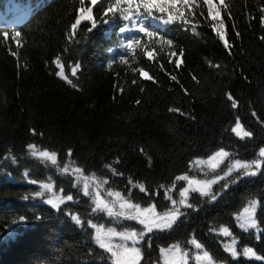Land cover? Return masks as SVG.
Instances as JSON below:
<instances>
[{
	"label": "trees",
	"instance_id": "obj_1",
	"mask_svg": "<svg viewBox=\"0 0 264 264\" xmlns=\"http://www.w3.org/2000/svg\"><path fill=\"white\" fill-rule=\"evenodd\" d=\"M213 5L215 12L193 0L149 14L140 0H0V264H112L91 225L138 233L143 226L92 212L93 195L78 181L85 177L91 187L157 209L171 205L165 192L175 184L170 195L184 214L140 239L139 264H162L168 243L187 253V264H198L203 251L224 264H264V168L215 201L192 192V207L178 203L187 181L177 176L212 179L264 147V0ZM89 9L95 24L81 20L73 29ZM178 11L183 19L166 23ZM237 121L251 136L232 131ZM30 144L56 152V164L33 156ZM220 148L230 154L220 168L196 163ZM42 183L52 192L37 197ZM53 192L74 199L53 208L46 203ZM253 199L257 227L245 231L235 213ZM233 239L236 257L225 250ZM245 247L256 255L244 256Z\"/></svg>",
	"mask_w": 264,
	"mask_h": 264
},
{
	"label": "snow or ice",
	"instance_id": "obj_2",
	"mask_svg": "<svg viewBox=\"0 0 264 264\" xmlns=\"http://www.w3.org/2000/svg\"><path fill=\"white\" fill-rule=\"evenodd\" d=\"M129 5H131L132 0H128ZM93 3H96V0H93ZM119 3V0H118ZM140 3L143 5L145 11L149 14L153 8L158 9L161 13L165 12V9L171 8H179L180 5L188 6L193 3V0H163V2H153V0H140ZM207 7L214 11L213 0H206ZM113 11V9H109V12ZM126 19L128 17H125ZM178 19H183V13L178 11L176 16H169L167 22H172ZM212 19L215 18L212 16ZM81 20H92L93 24L95 21L93 20L92 11L89 9L88 14H81L72 25L74 29L76 25H78ZM188 22V21H185ZM194 30V29H193ZM140 31L146 32L149 37H153L155 34L153 32L147 31L145 28H141ZM220 39L224 41V32L221 34L217 31ZM16 36L20 34L15 33ZM163 40V37H160ZM168 45H172L173 41L171 39L164 41ZM130 48L132 47V42H129L128 45ZM227 41H225V47H228ZM60 75V73H58ZM147 75V73H145ZM151 79V77H148ZM173 80L176 79L175 76L172 77ZM231 99V96H229ZM236 104L233 102V107ZM232 131L241 138L251 136L250 132L244 131L239 121H237L235 127L232 128ZM28 148L32 150L31 154L33 156H38L41 159L51 161L52 164H56L57 162V153L50 152L48 150L38 151L35 149L34 145H28ZM229 152L225 151L223 148H220L218 151H215L213 154L208 156L207 161H197V164L206 163L210 170L215 171L220 168V166L224 163L225 159L229 157ZM264 168V147L259 149L258 158H254L252 160H240L236 159L234 162L230 163L227 171L223 173V175H216L212 179L205 180H196L190 179L187 175L177 176L176 180L187 181V186L183 187L179 190V205H183L185 207H192L190 203H188L189 194L192 192L199 193L202 197H209L211 201H215L223 191H226L230 185V183H235L240 178L245 176H255L261 169ZM64 172H68V166L63 168ZM73 174L80 173L81 170L79 168L73 169ZM234 172L238 173L234 180L225 182L222 188L219 191H213V185L218 184L222 180H227ZM33 184L36 183L35 180L31 181ZM104 183H107L105 181ZM99 183H97L96 188L93 189L95 191V195L93 196V201L95 203V207L91 209L92 212H102L106 213L108 217H121L128 220L137 221L140 225L143 226V231L137 232L136 230L130 231H113V229L109 228L107 231H104L103 226L100 228H96L95 224L91 226L96 228V236L95 241L98 246L105 250L107 253L111 254L112 264H139L141 259V249L137 247V243L139 239H142L146 233H151L155 230H165L171 229L173 225L177 222V220L184 214L181 212L180 207L177 206V200L172 199L170 192L175 188V184L172 185V189H168L165 192V198L171 201L172 207L167 211L158 212L156 210V206L149 205L147 208H141L140 204H134L131 202L129 198H126L120 191H111L109 190L108 195L111 196L112 200H105L100 196L99 192ZM140 191L144 192L146 189L143 185H140ZM41 191H36L34 193L35 196L41 197L45 192H52L53 185L51 183H42L40 185ZM90 183L88 178H84L83 184V194L85 196L91 195L90 191ZM74 199L73 195L67 196H57L53 193L52 197L46 200L48 205H51L53 208H59L60 205L64 204L65 201H72ZM257 201L251 200L249 201L248 206L244 207L243 211L239 213L237 216L238 226L239 228L247 231L249 228L257 227V220L255 218V212L257 208ZM21 220H24V217H20ZM71 219L75 221L77 224H80L79 216H72ZM219 232L224 236H230V229L226 226H221L219 228ZM120 237L124 243H112L111 237ZM12 239V236L9 237ZM131 242L129 245L128 242ZM192 245L195 246L196 249H202L203 245L199 243L195 238L189 241ZM236 241L233 239L230 243L225 245V250L231 253L233 257L237 256V251L235 248ZM167 251V250H163ZM176 251L179 252L180 249L177 246ZM187 253H185V256ZM243 255L248 257H254L256 254L250 247H245L243 249ZM195 259L197 261H204L206 264H214L213 258L209 255L207 251H203L202 255H196ZM186 264V261H185Z\"/></svg>",
	"mask_w": 264,
	"mask_h": 264
},
{
	"label": "rangeland",
	"instance_id": "obj_3",
	"mask_svg": "<svg viewBox=\"0 0 264 264\" xmlns=\"http://www.w3.org/2000/svg\"><path fill=\"white\" fill-rule=\"evenodd\" d=\"M206 161H207V159H206ZM196 180H205V179H196ZM78 181H80L81 182V185H82V189H83V184H84V178L82 179H79ZM186 186H187V183H186ZM185 186V187H186ZM94 188H96V186L95 187H91V185H90V188H89V191L92 193V195L94 196L95 195V191H93V189ZM99 192H100V196L103 198V199H105V200H112L113 198L111 197V196H109L108 195V192H106V191H102L101 190V187H99ZM55 195H57V196H60V195H58V194H56L55 192H53ZM53 193H50V195H48L49 197L47 198V199H49V198H51L52 197V195H53ZM46 199V200H47ZM178 206V205H177ZM246 206H248V204L247 205H243V206H241L239 209H238V212H236L235 213V215L236 216H238L239 215V213H241L242 211H243V209H244V207H246ZM172 207V204L169 206V207H166V208H164L163 206H162V208L161 209H157L156 208V210L158 211V212H164V211H167L169 208H171ZM179 207V206H178ZM141 208H147V206L146 207H143V206H141ZM102 225H96V228H100ZM96 228H94V238H95V236H96ZM103 228H104V231H107L109 228H111V229H113V231H130V230H125V229H122V230H119V229H116V228H113V227H104L103 226ZM111 239V242L112 243H124V241L123 240H121V238L120 237H118V236H116V237H111L110 238ZM140 241V239L138 240V242ZM231 242V241H230ZM230 242H227V244L228 243H230ZM129 243V245L131 244V242L129 241L128 242ZM138 245V244H137ZM177 244H175V243H168V244H166V246H164L163 248H160V259H161V263L162 264H185V261H186V264H187V262H188V259H187V257L185 256V253L183 252V251H181V249H180V247H179V249H180V251L179 252H177L176 251V248H177ZM138 247V246H137ZM163 250H167L166 252L165 251H163ZM203 254V252H201L199 255H202ZM198 255V254H197ZM195 256H196V254H195ZM141 259H143V256H142V253H141ZM197 261V260H196ZM213 262H214V264H224L223 262H220V261H215V260H213ZM197 263L198 264H206V262H204V261H197Z\"/></svg>",
	"mask_w": 264,
	"mask_h": 264
}]
</instances>
